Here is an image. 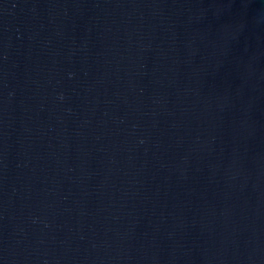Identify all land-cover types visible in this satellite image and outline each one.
<instances>
[{
    "label": "water",
    "instance_id": "95a60500",
    "mask_svg": "<svg viewBox=\"0 0 264 264\" xmlns=\"http://www.w3.org/2000/svg\"><path fill=\"white\" fill-rule=\"evenodd\" d=\"M0 264H264V0H0Z\"/></svg>",
    "mask_w": 264,
    "mask_h": 264
}]
</instances>
